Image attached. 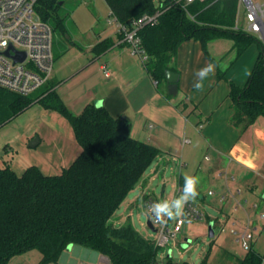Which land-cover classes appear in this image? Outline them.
I'll use <instances>...</instances> for the list:
<instances>
[{"label": "trees", "instance_id": "trees-1", "mask_svg": "<svg viewBox=\"0 0 264 264\" xmlns=\"http://www.w3.org/2000/svg\"><path fill=\"white\" fill-rule=\"evenodd\" d=\"M105 2L110 14L125 24L160 11L157 23L139 31L148 55L145 67L159 87L166 84L167 69L178 72L170 63L185 40H199L207 53L209 41L230 38L238 54L257 40L233 29L238 0L195 1L187 6L176 0H165L164 4L155 0ZM58 5L59 0H39L37 11L43 20H53L55 27L65 32L64 20L56 13ZM112 44V38H104L92 51L100 55ZM263 52L262 48L246 86L229 82L235 108L232 123L243 128L264 115ZM34 94L21 95L0 87V125L39 103L70 119L81 151L68 167L54 174L44 173L35 164L22 173L0 167V264L32 248L42 253L41 264H59L70 244L96 250L111 264H155L159 249L153 239L144 237L130 221L116 226L111 218L160 149L134 138L130 123L114 117L104 105L90 103L73 114L53 87ZM180 182L183 186L184 178ZM228 261L261 264L264 253L252 248L239 257L222 248L218 264ZM200 264H209V255Z\"/></svg>", "mask_w": 264, "mask_h": 264}, {"label": "crops", "instance_id": "crops-1", "mask_svg": "<svg viewBox=\"0 0 264 264\" xmlns=\"http://www.w3.org/2000/svg\"><path fill=\"white\" fill-rule=\"evenodd\" d=\"M108 25L112 26L111 32L98 35L88 45L90 61L73 67L74 73L62 75L55 83L53 71L47 88L53 87L73 114L102 100L114 117L130 123L134 138L160 149L158 166L164 170L172 168L176 173L172 187L177 193H182L180 180L185 174L199 177L197 190L205 182L214 186L208 190V193L213 191L210 198L199 194L192 203L197 206L199 200L210 206L219 204L226 220L238 230L249 226L258 233L256 242L264 230V115L244 128L233 124L235 108L229 82L240 87L247 85L261 49L254 46V41L238 54L233 39L220 37L208 42L206 53L199 40L183 41L170 63L180 73L179 90L176 95H170L167 82L159 87L144 62L123 40L117 24ZM107 37L113 39V44L104 53L95 55L93 46ZM220 39L227 43L224 49L217 47ZM208 63L216 65L215 74L205 79L203 88L197 90L195 73ZM91 64L102 74L97 81L91 79L94 70L88 72L87 66ZM104 67L110 71L109 76L104 74ZM74 76H79V83L73 84L71 90L62 91ZM80 84L82 87H77ZM41 146L44 148L37 152ZM80 151L70 119L39 103L0 125V167H10L17 173L32 164L46 174L59 173ZM162 196L163 200H171ZM74 247L73 244L70 249ZM86 255L94 256L90 252ZM107 262L111 264L100 253L97 264Z\"/></svg>", "mask_w": 264, "mask_h": 264}, {"label": "rangeland", "instance_id": "rangeland-1", "mask_svg": "<svg viewBox=\"0 0 264 264\" xmlns=\"http://www.w3.org/2000/svg\"><path fill=\"white\" fill-rule=\"evenodd\" d=\"M158 4H164L165 0H155ZM263 2L264 0H254ZM244 10V8H243ZM242 10V16H243ZM59 17L63 18L65 24V32L55 27L53 20L47 21L53 28L54 41V76L57 80L62 79V75H71L73 67H80L84 63L90 61V53L88 45L95 42L98 35L106 36L107 32H111L112 26L108 25L107 19H113L105 0H59V5L56 9ZM235 24V21H234ZM233 24V25H234ZM254 42V46L259 49H264L263 41L258 37ZM220 39L217 44L218 49L227 47V43ZM226 40V39H225ZM227 42H229L227 40ZM93 64L87 66L88 72L94 70ZM84 71V70H83ZM91 74L92 81H97L102 74L96 72ZM82 74V72H81ZM75 78V79H74ZM74 80V81H72ZM79 76L72 77L62 87L63 89L71 90V86L79 83ZM90 80V78L88 79ZM71 83V85H69ZM82 84L77 87H82ZM86 85V84H85ZM47 85L43 86L37 95L42 90L46 89ZM80 90V89H79ZM33 95V96H34ZM41 146L39 150H42ZM34 149V148H32ZM40 154V153H38ZM159 158L147 168L145 173L140 178L135 188L121 203L111 218V222L116 226H122L127 221H130L135 228L147 238H154L156 232L146 226L149 216L145 215V195H150L159 201L166 197L175 199L181 195L173 188L177 176L172 168L166 170L158 166ZM199 194H205L210 198L208 193L209 188L207 182L199 185ZM166 189V190H164ZM165 191V192H164ZM165 193V194H164ZM205 216L201 220L185 218L182 230L175 238L170 239L168 246L159 249L157 261L155 264H200L206 255H209V264H218L220 250L226 248L239 257H244L248 250L244 249L240 242L237 241V236L232 233V229H238L232 223L226 220V214L220 209L219 204L214 206L208 205L207 202L196 201ZM209 218L215 221L214 229L215 236H209ZM173 220L170 221V226ZM257 235L258 233H254ZM255 248L264 253V230L256 239ZM73 249L67 248L60 256L59 264H97L100 253L83 245L74 244ZM171 250V254L169 252ZM93 254V257H88L86 253ZM98 256V257H97ZM42 253L32 248L20 254L13 256L7 264H41ZM46 264H55L49 262ZM107 264H109L107 262ZM226 264H237L234 261H228Z\"/></svg>", "mask_w": 264, "mask_h": 264}, {"label": "built area", "instance_id": "built-area-1", "mask_svg": "<svg viewBox=\"0 0 264 264\" xmlns=\"http://www.w3.org/2000/svg\"><path fill=\"white\" fill-rule=\"evenodd\" d=\"M195 1L204 0H176L183 6ZM38 3L39 0H0V87L21 95H30L39 91L48 84L54 71L53 28L38 14ZM159 15L160 11L145 14L128 24L122 23L113 15V19L107 21L117 24L118 31L131 47L132 53L145 62L148 55L143 48L139 31L145 25L157 23ZM233 29L258 36L264 43V1L238 0ZM6 51L9 53L6 54ZM18 53H25L22 61L14 59ZM104 74L110 75L106 67ZM209 193L213 194V191ZM157 201L159 200L150 195L146 196V209L148 205ZM184 212V216L173 220L171 226L170 219L165 218V223H159L149 216L156 232L152 239L158 249L166 248L170 239L178 235L185 218L201 220L205 216V213L192 202L185 206ZM146 226L149 228L147 223ZM231 231L237 236V241L244 249L253 248L256 235L249 226Z\"/></svg>", "mask_w": 264, "mask_h": 264}, {"label": "clouds", "instance_id": "clouds-1", "mask_svg": "<svg viewBox=\"0 0 264 264\" xmlns=\"http://www.w3.org/2000/svg\"><path fill=\"white\" fill-rule=\"evenodd\" d=\"M216 65L208 63L205 67L199 69L195 76L197 78L194 88L200 90L203 88V81L210 75H214ZM200 183L199 177L193 175H184V185L179 197L172 200H162L148 205L145 215L150 216L155 222L165 223L167 219L176 220L184 216L185 206L195 201L199 192L197 186Z\"/></svg>", "mask_w": 264, "mask_h": 264}, {"label": "water", "instance_id": "water-1", "mask_svg": "<svg viewBox=\"0 0 264 264\" xmlns=\"http://www.w3.org/2000/svg\"><path fill=\"white\" fill-rule=\"evenodd\" d=\"M9 51H6V54H8ZM25 58V53H18L16 56H14L15 60L22 61ZM166 76V82H167V91L168 94L170 95H176L179 90V79H180V73L172 70V69H167L165 72ZM95 105L101 106L103 105L102 100H98L95 102ZM214 224L215 222L212 220L209 222V236L214 237L215 236V229H214ZM147 225L149 226L150 229L155 231V228L153 227V224L151 220H147ZM73 244H70L68 248L70 249ZM171 254V250L169 252V255Z\"/></svg>", "mask_w": 264, "mask_h": 264}]
</instances>
